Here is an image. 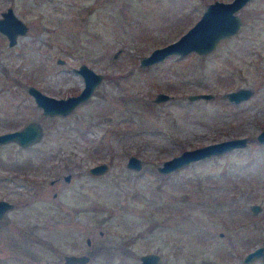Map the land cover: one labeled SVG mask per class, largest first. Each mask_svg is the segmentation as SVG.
Returning <instances> with one entry per match:
<instances>
[{
    "label": "rangeland",
    "instance_id": "rangeland-1",
    "mask_svg": "<svg viewBox=\"0 0 264 264\" xmlns=\"http://www.w3.org/2000/svg\"><path fill=\"white\" fill-rule=\"evenodd\" d=\"M208 1L0 0V11L9 5L27 23L12 45L0 31V130L30 119L43 128L32 144L0 143V197L13 202L0 217V264H62L64 251L89 254L74 264H136L146 250L160 253L159 264H243L242 253L264 245V142L255 138L264 126V0L242 4L238 30L211 50L139 64ZM80 62L102 73L90 95L65 114L43 112L27 84L76 93ZM240 85L253 92L228 99ZM159 90L170 97L153 100ZM195 91L213 94L188 99ZM234 135L247 143L157 169L185 147ZM131 153L137 169L125 164ZM101 160L104 172L87 170Z\"/></svg>",
    "mask_w": 264,
    "mask_h": 264
},
{
    "label": "water",
    "instance_id": "water-1",
    "mask_svg": "<svg viewBox=\"0 0 264 264\" xmlns=\"http://www.w3.org/2000/svg\"><path fill=\"white\" fill-rule=\"evenodd\" d=\"M247 0H210L202 9L200 15L177 37L167 42L153 46L147 53L139 57L140 65H148L165 58L169 54L182 55L190 50L203 53L211 50L217 41L236 32L241 25L242 19L238 13V8ZM27 29V23L18 16L11 6H6L0 11V31L5 34L7 44L12 45L17 41V35L24 34ZM119 51H114L117 54ZM57 61H63V58L57 57ZM83 76L84 84L76 92L65 96H54L43 92L34 84H27V91L33 96L37 105H40L42 111L47 114H65L71 110L78 102L88 97L100 81L102 73L96 71L84 62H80L73 67ZM253 89L250 86L240 85L224 92L228 99L238 102L250 96ZM211 91H195L187 93L188 99L197 97H210ZM170 93L159 90L152 97L153 100H163L170 97ZM43 132L41 123L36 119L25 121L20 126L0 130V143L7 141H15L21 146L32 144L39 140ZM255 138L259 142H264V126H262L255 134ZM247 143L246 135H234L221 139L205 142L192 147H185L179 152L164 158L157 169L161 172H169L182 165L187 164L191 160H196L211 154H218L231 148L243 146ZM126 165L131 168H139L142 160L139 156L131 153L127 156ZM108 167L106 161L101 160L87 167L91 173L104 172ZM69 178V173L64 175ZM13 205V202L7 198L0 197V217L4 212ZM249 207L253 211L260 208V204L256 201L250 202ZM86 237V241H88ZM264 246L262 244L255 245L244 254V259L249 261L251 258L259 256L264 262ZM62 264L85 263L89 260V254L85 251H64L61 252ZM161 255L158 251L146 250L138 254L136 264H159Z\"/></svg>",
    "mask_w": 264,
    "mask_h": 264
},
{
    "label": "flooded vegetation",
    "instance_id": "flooded-vegetation-1",
    "mask_svg": "<svg viewBox=\"0 0 264 264\" xmlns=\"http://www.w3.org/2000/svg\"><path fill=\"white\" fill-rule=\"evenodd\" d=\"M253 211V210H252ZM258 245V244H257ZM263 245V244H262ZM264 246V245H263ZM254 247V246H253ZM249 249H251V248H249ZM248 249V250H249ZM247 250V251H248ZM263 250H264V248H263ZM246 253V251L244 252V253H242V256H241V261H242V263L243 264H245V263H250V262H253V261H256V262H259L260 264H264V262H263V259L261 258V257H259V256H256V257H254V258H251L249 261H246L245 259H244V254ZM162 260V259H161ZM161 262V261H160Z\"/></svg>",
    "mask_w": 264,
    "mask_h": 264
},
{
    "label": "trees",
    "instance_id": "trees-1",
    "mask_svg": "<svg viewBox=\"0 0 264 264\" xmlns=\"http://www.w3.org/2000/svg\"><path fill=\"white\" fill-rule=\"evenodd\" d=\"M167 174V173H166Z\"/></svg>",
    "mask_w": 264,
    "mask_h": 264
}]
</instances>
